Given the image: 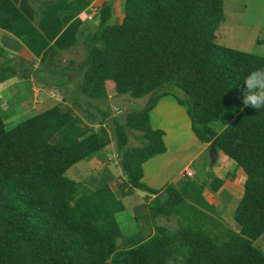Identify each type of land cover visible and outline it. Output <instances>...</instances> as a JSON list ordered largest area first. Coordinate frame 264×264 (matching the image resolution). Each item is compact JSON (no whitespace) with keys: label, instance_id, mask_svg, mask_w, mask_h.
I'll return each instance as SVG.
<instances>
[{"label":"trees","instance_id":"obj_1","mask_svg":"<svg viewBox=\"0 0 264 264\" xmlns=\"http://www.w3.org/2000/svg\"><path fill=\"white\" fill-rule=\"evenodd\" d=\"M110 16V3L103 0L95 25L80 32L81 57L60 65L58 49L12 0H0V28L39 57L34 70L62 66L80 72L78 89L87 106L75 96L71 104L98 124L92 129L70 106L57 104L10 127L0 115V264H167L176 254L182 264H264V252L252 244L264 231V108L246 107L240 99L243 78L264 68V54L214 40L222 0H123L120 21ZM14 71L0 61V79ZM108 81L117 94L146 96L144 103L110 115L98 102L107 96ZM165 93L184 106L195 136L213 140L243 171L233 208L239 227L218 219L201 185L186 178L150 199L143 194L151 215H175L176 226L157 224L152 236L115 251L119 196L103 178L78 191V182L64 171L108 142L109 119L124 173L119 194L134 188L157 192L140 181L141 163L165 149L162 129L148 121V110ZM223 115L229 120L218 128ZM133 130L140 144L124 145ZM220 184L209 176L210 189Z\"/></svg>","mask_w":264,"mask_h":264},{"label":"crops","instance_id":"obj_2","mask_svg":"<svg viewBox=\"0 0 264 264\" xmlns=\"http://www.w3.org/2000/svg\"><path fill=\"white\" fill-rule=\"evenodd\" d=\"M12 1L38 28L48 42L58 49L59 54L75 48L80 43L79 29L86 24L85 20L88 15V12H85V10L91 6L98 7L103 0ZM121 16L122 12L119 14L116 21H120ZM85 28H87V31L89 30V27H84L83 29ZM237 49L244 50V47L239 46ZM3 54L5 58L11 57L12 59L16 54H23L24 56L31 54L35 58L38 57L27 49L20 39L9 31L0 28V56ZM0 61H2V59H0ZM8 64H11L15 68V71L6 72L4 77L0 79V115L5 127H10L19 120L40 111L36 110L35 107L38 106V103L42 100L47 102L45 100L49 98L44 87V85L46 86L45 80L35 77V79H38V82L41 83L40 85L34 83L31 76L27 75V70H29L31 66L30 62L21 65V67H17L13 61ZM17 64L20 63L17 62ZM34 68L32 67L33 70ZM36 72V70L32 71V73ZM11 73L16 74V76ZM28 82L29 84L26 86ZM25 89L27 91H25L26 94L24 98L18 100L17 97H20ZM111 89L114 90L111 87L110 81H108L107 91ZM148 121L152 128L162 129L163 133L161 137L165 149L148 157L141 163L142 173L140 181L147 187L157 189V192L150 193L141 188H134L133 191L139 190L142 197L141 200L134 201L129 205L130 207L128 208H131L132 215L136 216L148 212V200L143 198V194L145 193L149 195L148 199H150L152 196L158 195L161 189L168 183H172L178 187L186 178L195 180L201 185V189L204 190L209 176L214 175L222 180L215 191H217L218 194L221 192L227 193L228 195L226 197L228 199L231 195L234 196L231 206V209H233L241 195L242 179L244 177L243 171L231 158L220 150L215 149L213 140L200 141L195 136L190 128V119L184 106L176 100L173 94L165 93L157 98L155 103L148 110ZM211 150H213V154ZM101 151L102 149H99L82 158L85 159V161L79 159L82 160V164L78 163L73 168H78L86 163L90 164L91 160L95 162L100 161L102 156L99 152ZM112 170V166L107 164L103 167V170H101V176L113 190L114 188L111 186L113 177ZM187 171L190 172L189 175L186 174ZM224 175H230L232 179L234 175L235 177L239 176L240 181L237 184L233 181L232 188H229L230 184H227ZM233 186L235 188H233ZM116 194L117 196L119 195L123 203V209H126L127 206L124 199L126 194ZM222 218V222L226 226H229L233 230H238L239 225L233 219L231 210L228 217L222 215ZM263 235L264 233H261L259 236L263 237Z\"/></svg>","mask_w":264,"mask_h":264},{"label":"rangeland","instance_id":"obj_3","mask_svg":"<svg viewBox=\"0 0 264 264\" xmlns=\"http://www.w3.org/2000/svg\"><path fill=\"white\" fill-rule=\"evenodd\" d=\"M108 1L111 6L110 21H116L119 17V14L122 12L123 0ZM85 12H88V15L90 12H92L90 13L92 15L90 18L88 17V15L86 16V24H84V26L79 29V34L84 27L92 28L97 20V7L91 6L87 8ZM86 29L87 28L84 29V33ZM214 40L221 44L234 48L243 46L245 51L258 54L264 53V0H222V17L219 20L218 25L214 31ZM82 53L83 47L79 43L75 48L59 53L56 57V60L58 64L62 65L66 63L70 58L74 60L79 59ZM3 55L0 56V59H2V61H5L7 63L13 61L14 64L17 65V67H21V65L30 62L31 70H27V75L31 76L34 83H38L41 85V83H39L38 79L36 80L35 77L45 80L46 86L44 85V87L47 94L49 95V98L45 100L47 102H44L42 100L40 103H38V106L35 107L36 110H41L55 104L61 107L70 106L72 112L79 115L84 123H87L92 129H97V123L88 121L82 115V109L76 106H72L71 104V99L73 96H75L83 104V106H87V97L80 93L78 89L80 82V72H77L70 68H63L61 66L57 67L54 70L46 68L36 70V74L32 73V71H34L32 67L34 68L39 62V58L37 56V58H35L31 54L26 56H24L23 54H16L12 59L11 57L5 58V55L4 57ZM17 62L20 64H17ZM64 70L65 72H63ZM11 74L16 76V74L14 73ZM28 84L29 82L26 83V86ZM25 91L27 90L25 89L22 92V95H20V97H17L18 100L24 98V95L26 94ZM145 97L146 96L143 95L131 98L126 94H117L114 90L111 89L107 91L106 98L100 99L98 100V102L102 108H108L110 115H121L122 111H125L126 109L137 108L141 106L144 103ZM224 117L225 115H223V117L221 116L220 119L217 120V122L215 123L216 127L220 128L226 124L229 118ZM104 123L106 124V130L108 131L109 139L108 142L104 145L105 147L103 146L101 148L102 151L99 152L102 156V158H100V161L95 162L91 160L90 164L86 163L78 168H73L78 163L82 164V160L85 161V159H82L74 162L75 164L72 163L73 165L71 164V166L66 168L64 171L67 176L69 175L78 182V191H80L82 188L95 187L97 182L102 178L101 170H103L104 166L109 164L113 169L111 186L114 188L113 191L115 192V194L119 193L117 190V183L121 182V180L124 178V173L118 163V158H120V150L116 148L115 139L111 132L113 124L109 119H107ZM133 133H137V130L126 133L124 145L132 146L140 144V139L138 137H135ZM224 176L227 184H230L229 188H232L233 181L236 184L240 181L239 176L235 177L234 175L233 179L230 177V175ZM233 188L235 187L233 186ZM202 191L204 197L213 205L218 219L223 221L222 215L228 217L230 214V210L233 214V209H231L234 200L233 195H231V197L228 199L226 197L228 195L227 193L221 192L218 194L215 189H210L207 186V183L206 187H204V190ZM141 197L142 196L139 190H134L132 193L130 192L126 194V197H124V199L127 208L115 212V219L120 231L115 238V251L122 249L123 246L130 243L132 239L141 238L144 240L152 236L155 232V225L157 224H162L167 228H173L174 226H176L175 215H172L168 219H165L163 216L151 215L149 210L144 214H139L136 216L132 215L131 208L128 207H130L129 205L134 201L141 200ZM252 244L259 250L264 252V235L263 237L258 236L257 238H255L252 241ZM167 264H182L180 255L176 254L175 256H171L168 259Z\"/></svg>","mask_w":264,"mask_h":264},{"label":"clouds","instance_id":"obj_4","mask_svg":"<svg viewBox=\"0 0 264 264\" xmlns=\"http://www.w3.org/2000/svg\"><path fill=\"white\" fill-rule=\"evenodd\" d=\"M242 83L240 89L242 104L255 110L264 108V68L250 71L243 78Z\"/></svg>","mask_w":264,"mask_h":264},{"label":"water","instance_id":"obj_5","mask_svg":"<svg viewBox=\"0 0 264 264\" xmlns=\"http://www.w3.org/2000/svg\"><path fill=\"white\" fill-rule=\"evenodd\" d=\"M85 32H87V29L85 30ZM211 153L213 154V150H211ZM118 163H119L120 167L123 168L122 167V161L120 158H118Z\"/></svg>","mask_w":264,"mask_h":264},{"label":"built area","instance_id":"obj_6","mask_svg":"<svg viewBox=\"0 0 264 264\" xmlns=\"http://www.w3.org/2000/svg\"><path fill=\"white\" fill-rule=\"evenodd\" d=\"M91 15H92V14H89V15H88V17L90 18V17H91ZM186 174H187V175H189V174H190V172H189V171H187V172H186Z\"/></svg>","mask_w":264,"mask_h":264}]
</instances>
